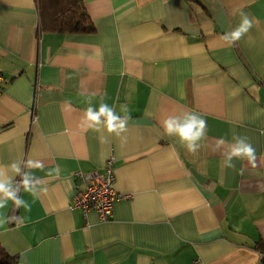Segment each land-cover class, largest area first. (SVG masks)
<instances>
[{
	"label": "crops",
	"instance_id": "1",
	"mask_svg": "<svg viewBox=\"0 0 264 264\" xmlns=\"http://www.w3.org/2000/svg\"><path fill=\"white\" fill-rule=\"evenodd\" d=\"M84 7L95 32L61 34L41 29L39 0H0V165L43 163L25 169L41 181L18 194L30 209H0V246L19 264H264V0ZM243 15L252 27L229 44ZM89 100L127 115L126 129L86 128ZM186 112L207 121L195 154L161 124ZM234 134L255 161L224 166ZM111 157L131 198L102 222L70 205L77 173Z\"/></svg>",
	"mask_w": 264,
	"mask_h": 264
},
{
	"label": "clouds",
	"instance_id": "2",
	"mask_svg": "<svg viewBox=\"0 0 264 264\" xmlns=\"http://www.w3.org/2000/svg\"><path fill=\"white\" fill-rule=\"evenodd\" d=\"M251 27L252 21L247 15H243L240 25L226 33L222 39L232 44L239 41ZM88 104L89 106L86 108L83 117V124L86 128L99 131L102 126L108 133H116L117 135L126 129L127 115L124 117L117 115L115 109L104 102L100 103L98 109L91 106V100L88 101ZM121 111L127 113V105H122ZM161 124L168 136L176 137L178 143L192 154L197 153L200 147L199 141L206 136L207 121L196 112H186L181 116H169ZM232 139L233 142L228 144L226 150L222 152L225 167H234L232 164L233 159L255 161V148L246 137L234 134ZM225 143V139L221 138L217 142V147H222ZM40 168H43V163L32 159L13 162L10 165H0V209L5 208L9 200L14 203L17 209L21 206L30 209V205L21 199L18 194L23 190L32 193L33 196L37 195L41 181L25 169ZM53 171L59 175V166ZM14 176H19L20 179L15 180ZM5 222L6 220L0 219V226Z\"/></svg>",
	"mask_w": 264,
	"mask_h": 264
},
{
	"label": "built area",
	"instance_id": "3",
	"mask_svg": "<svg viewBox=\"0 0 264 264\" xmlns=\"http://www.w3.org/2000/svg\"><path fill=\"white\" fill-rule=\"evenodd\" d=\"M5 79L0 73V94L4 91ZM115 158L107 160L102 171L77 173L78 184L73 197L71 209L82 210L86 215L95 211L102 222H108L113 218L116 204L122 200L131 198L129 195H121L114 189Z\"/></svg>",
	"mask_w": 264,
	"mask_h": 264
},
{
	"label": "trees",
	"instance_id": "4",
	"mask_svg": "<svg viewBox=\"0 0 264 264\" xmlns=\"http://www.w3.org/2000/svg\"><path fill=\"white\" fill-rule=\"evenodd\" d=\"M41 29L45 32L94 33L95 26L86 14L84 0H39ZM0 264H19L0 246Z\"/></svg>",
	"mask_w": 264,
	"mask_h": 264
}]
</instances>
